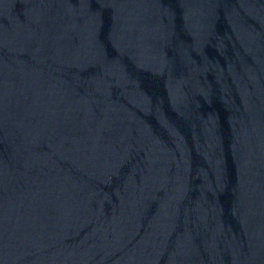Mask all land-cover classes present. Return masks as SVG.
Returning <instances> with one entry per match:
<instances>
[{"label": "water", "instance_id": "obj_1", "mask_svg": "<svg viewBox=\"0 0 264 264\" xmlns=\"http://www.w3.org/2000/svg\"><path fill=\"white\" fill-rule=\"evenodd\" d=\"M0 264H264V0H0Z\"/></svg>", "mask_w": 264, "mask_h": 264}]
</instances>
